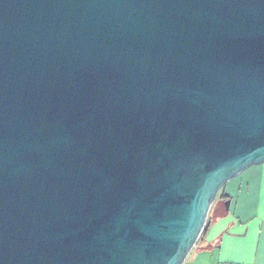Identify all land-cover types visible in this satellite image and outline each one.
Returning a JSON list of instances; mask_svg holds the SVG:
<instances>
[{"label": "water", "instance_id": "1", "mask_svg": "<svg viewBox=\"0 0 264 264\" xmlns=\"http://www.w3.org/2000/svg\"><path fill=\"white\" fill-rule=\"evenodd\" d=\"M261 162L264 0H0V264H182Z\"/></svg>", "mask_w": 264, "mask_h": 264}, {"label": "crops", "instance_id": "2", "mask_svg": "<svg viewBox=\"0 0 264 264\" xmlns=\"http://www.w3.org/2000/svg\"><path fill=\"white\" fill-rule=\"evenodd\" d=\"M219 193L182 264H264V162L229 178Z\"/></svg>", "mask_w": 264, "mask_h": 264}, {"label": "trees", "instance_id": "3", "mask_svg": "<svg viewBox=\"0 0 264 264\" xmlns=\"http://www.w3.org/2000/svg\"><path fill=\"white\" fill-rule=\"evenodd\" d=\"M222 196H223L222 193H218L217 198L215 199L213 205L215 204V202H216V200L218 199V197H222ZM213 205H212V207H213ZM212 207H211V209H212ZM211 209H210V210H211ZM209 213H210V212H209ZM207 219H208V218H207ZM203 230H204V229H203Z\"/></svg>", "mask_w": 264, "mask_h": 264}, {"label": "rangeland", "instance_id": "4", "mask_svg": "<svg viewBox=\"0 0 264 264\" xmlns=\"http://www.w3.org/2000/svg\"><path fill=\"white\" fill-rule=\"evenodd\" d=\"M226 200H227V199H225V201H224V202H226Z\"/></svg>", "mask_w": 264, "mask_h": 264}]
</instances>
